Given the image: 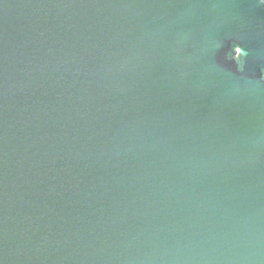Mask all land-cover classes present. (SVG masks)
<instances>
[{
  "label": "water",
  "instance_id": "obj_1",
  "mask_svg": "<svg viewBox=\"0 0 264 264\" xmlns=\"http://www.w3.org/2000/svg\"><path fill=\"white\" fill-rule=\"evenodd\" d=\"M0 264H264V5L0 0Z\"/></svg>",
  "mask_w": 264,
  "mask_h": 264
},
{
  "label": "clouds",
  "instance_id": "obj_2",
  "mask_svg": "<svg viewBox=\"0 0 264 264\" xmlns=\"http://www.w3.org/2000/svg\"><path fill=\"white\" fill-rule=\"evenodd\" d=\"M261 5H264V0H259ZM234 55L232 56V60L235 61L237 64L240 63L241 57L246 56L247 53L244 52L240 47H234L233 49Z\"/></svg>",
  "mask_w": 264,
  "mask_h": 264
}]
</instances>
